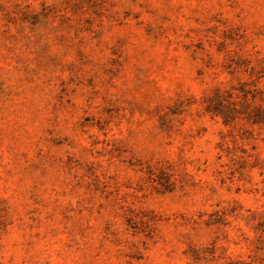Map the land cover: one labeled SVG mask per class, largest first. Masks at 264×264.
Masks as SVG:
<instances>
[{"label": "rangeland", "instance_id": "1", "mask_svg": "<svg viewBox=\"0 0 264 264\" xmlns=\"http://www.w3.org/2000/svg\"><path fill=\"white\" fill-rule=\"evenodd\" d=\"M0 264H264V0H0Z\"/></svg>", "mask_w": 264, "mask_h": 264}]
</instances>
